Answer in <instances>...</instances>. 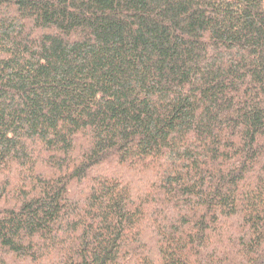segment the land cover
<instances>
[{"label": "trees", "instance_id": "16d2710c", "mask_svg": "<svg viewBox=\"0 0 264 264\" xmlns=\"http://www.w3.org/2000/svg\"><path fill=\"white\" fill-rule=\"evenodd\" d=\"M0 264H264V0H0Z\"/></svg>", "mask_w": 264, "mask_h": 264}]
</instances>
